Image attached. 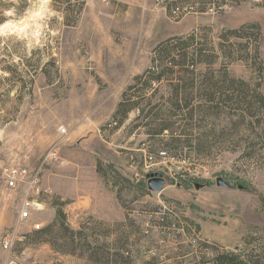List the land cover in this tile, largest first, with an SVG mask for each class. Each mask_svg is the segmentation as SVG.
I'll return each mask as SVG.
<instances>
[{
	"label": "rangeland",
	"instance_id": "obj_1",
	"mask_svg": "<svg viewBox=\"0 0 264 264\" xmlns=\"http://www.w3.org/2000/svg\"><path fill=\"white\" fill-rule=\"evenodd\" d=\"M152 1L159 4L156 10H148L153 20L158 9L164 8L168 16L170 11L171 37H200L201 41L217 45L226 31L260 25L263 40L253 45L259 46L264 60V4L261 0H230L221 11L203 13L197 10L198 2L176 3L171 9V2ZM5 2L9 5L7 11L15 10V15L7 20H19L25 9L33 4L39 6L45 0ZM94 4L97 0H50L42 11L39 7L32 8L33 12L41 11L43 19L39 16L30 19L24 33L17 32L15 25L0 32V264H95L89 258L88 243L95 248L93 257L97 259L104 258L109 251L118 253L117 264H189L193 254H187L199 251L200 244L236 250L241 248L246 235L264 236V162L250 163L241 156L248 151L245 139L249 137L241 125H232L221 117L207 119L197 122L199 127L187 132L193 134L192 139L183 136L175 142L167 137L169 135L162 136L160 141H149L148 129H137V124L133 123L137 111L118 125L117 103L127 86L133 83L135 72L147 64L141 57L148 58L151 64L149 59L158 40L145 37L143 41L138 37L143 30L150 32V27L134 24V17L129 20L120 17L114 28L109 23L110 16L103 13L100 14L102 21L94 22L101 33L95 34L89 28V19L86 26H82L81 21L86 10L88 12ZM49 8L60 12L62 20L49 18ZM37 32L39 37H35ZM76 52L83 56L85 71L74 75L64 71L59 74L60 68L68 71L79 65ZM52 60L55 64L50 62ZM96 63L98 67L94 66ZM43 65L54 86L46 88L47 83L43 82L42 89H24L21 79L25 77L33 82L35 68ZM225 65L227 61L220 59L215 68ZM205 69L206 65L198 67L200 71ZM228 70L232 77L249 82L251 87L261 83L259 91L264 94L263 80L246 62H233ZM155 88L159 90L154 92ZM145 93L146 99L156 102L162 96L168 98L171 90L165 84L152 85ZM193 93L196 95L192 96L198 95ZM199 103L196 97L193 105ZM175 121V135H183L185 123L181 118ZM84 123L100 130L117 124L113 126L115 129L109 128L112 131L108 140L113 142L112 149L122 153V166L107 163L102 157L97 166L102 163L109 171L107 178L120 184L118 202L123 217L104 221L84 213L78 219L80 226L74 227L72 212L78 210L73 208L71 201H62L52 195L42 197V202L49 205L32 213L31 224L41 223L44 227L51 224L56 212L49 223L43 216H47L57 201L66 215V226L76 231L88 228L85 233L90 237L88 240L85 236L83 240L77 238L79 246L75 254H61L52 250L46 241H35L33 229L27 233L32 236L28 240L19 232L15 233L18 227L21 233L28 231L25 227L30 223L20 219L25 196L8 187L7 176L12 169L38 167L53 147L59 150L65 138L60 129L65 128L71 135ZM53 135L58 137L57 143L42 148L34 167L15 163L16 153L28 151L29 157L37 155L34 153L36 138ZM162 143L169 144L167 147L172 150L169 154L162 155V148L155 149ZM149 156L153 157L152 162L148 161ZM54 162L45 167L42 183ZM149 174L164 176L165 186L161 192L148 189ZM84 178L94 184V170H89ZM105 203L108 213L114 214V202L110 197L105 198ZM187 219L200 229L186 222ZM12 223L15 224L10 225ZM107 231L112 234L110 238L105 236ZM6 237L12 240L10 249L3 247ZM55 237L56 247H66L68 241L64 233L57 230Z\"/></svg>",
	"mask_w": 264,
	"mask_h": 264
},
{
	"label": "trees",
	"instance_id": "obj_2",
	"mask_svg": "<svg viewBox=\"0 0 264 264\" xmlns=\"http://www.w3.org/2000/svg\"><path fill=\"white\" fill-rule=\"evenodd\" d=\"M166 1L171 2V9L176 3L192 4L198 2L200 7L197 10L203 13L211 10L221 11L230 0ZM261 1L264 4V0ZM8 8L9 5L5 0H0V24L7 20L4 13ZM169 16H171L170 11ZM199 38L170 37L156 45L152 51L150 67L142 74L135 76L133 83L127 86L122 94L115 114L116 117H120L118 125L121 126L129 119L130 114L137 111L138 115L133 123L137 124V129L141 127L148 129L146 135L149 141H160L164 138L162 136L169 135L167 137L175 142L180 141L183 136L192 139L193 134L187 132L199 127L197 122L221 117L232 125H241L244 128L243 132L249 134V137L245 139L248 151H244L241 156L250 163L264 162V94L259 91L262 84L257 83L255 87H251L249 82L232 77L228 70L229 64L243 61L264 82V60L260 56L259 46L253 45L263 40L261 26L251 24L226 31L219 37L217 45L208 43L207 40L201 41ZM220 59H225L227 65L216 69L215 65L219 63ZM50 62L55 64V60ZM201 65H206L207 69L198 70ZM42 67L44 69L46 65ZM39 68H35L34 71L39 70ZM21 81L23 88L30 91L33 82L27 81L25 77ZM163 84L171 90L168 98L162 96L156 102L152 98L146 99L147 94L145 92L152 85L161 86ZM153 90L157 92L159 88ZM193 92L198 93V95L192 96L196 95ZM196 97L200 103L193 105V100H196ZM178 118H181L186 126L184 134L180 136L175 135L174 131L175 120ZM113 126L109 124L105 129L112 131L117 124ZM167 146L169 144L162 143L161 147L155 149L162 148L163 151L161 152L167 155L172 151ZM97 171L106 182L114 186L117 198L120 200V184L114 179L107 178L109 171L103 168L102 163H98ZM242 187L247 188L246 186ZM58 205L55 201L53 205L56 209L55 220L42 230L35 231L33 237L35 241H46L56 252L75 254L79 246L77 238L83 240V236H85L88 240L90 237L89 233H85L88 228L82 227L76 231L66 226V215ZM186 222L193 224L197 230L200 229V226L194 224L193 221L187 219ZM57 230L64 233L68 241L63 249L55 245ZM110 233L107 231L105 236L110 238L112 236ZM23 237L28 240L32 236L26 234ZM207 244H200L199 251H191L187 254V256L193 254L189 264H264L263 235L257 233L246 235L242 240L241 248L236 250ZM25 245L27 246L29 243L25 242ZM69 246L72 249H68ZM92 246L91 243L86 244V248L90 252L89 258L93 263L117 264L120 258L118 253L113 254L109 251L104 258L97 259L93 257L96 253L93 254L95 248Z\"/></svg>",
	"mask_w": 264,
	"mask_h": 264
},
{
	"label": "crops",
	"instance_id": "obj_3",
	"mask_svg": "<svg viewBox=\"0 0 264 264\" xmlns=\"http://www.w3.org/2000/svg\"><path fill=\"white\" fill-rule=\"evenodd\" d=\"M156 7H159V4L153 2L152 0H97V4H94L93 7L89 8L88 12L83 14L84 18H82V26L87 23L89 19V24L91 31L95 34L101 33V29L98 25H95L94 22H101L102 17L100 14L110 16L111 20H109L110 25H114V28L117 26V22L119 18L122 17L124 20H129L130 17H134V24L136 25H147L150 27V32H143L138 37H141L143 41L145 37H151L150 40H158L157 44L170 38V17L166 13L164 8L158 9V15L154 18L148 15V10H156ZM137 11V12H136ZM86 15V17H85ZM91 17V18H88ZM151 19V20H150ZM85 24L84 26H86ZM101 25V24H100ZM151 41V42H152ZM76 57L78 56L79 65H74L69 68V70L59 69V74H80L83 73L86 69L84 62L81 60L83 58L82 55H78L76 52ZM144 60L143 69L135 72V76L142 74L146 71L150 65L148 63V58L141 57ZM94 59H98L95 57ZM151 61V59H149ZM95 63V62H94ZM97 66V63L96 65ZM92 67V65L90 66ZM98 67V66H97ZM117 69V68H116ZM130 71L129 67L127 69ZM30 74V72H29ZM48 72L42 67L39 70L34 71L33 76V84L32 87L34 89L39 87L42 89L41 84L43 82L47 83L46 88H50L54 86V83L51 82L49 77L47 76ZM99 74V71H97ZM134 76V77H135ZM100 77V76H99ZM102 79V77H100ZM40 85V86H39ZM118 104V103H117ZM114 112V110L112 111ZM111 134V131L108 129L100 130L93 129L88 124H82L76 131H73L71 135L67 134L63 138L64 141H61L59 144L58 156L60 161L55 160L53 167L43 176L42 188L44 191L48 192L49 195L53 197H58L62 201H71L73 208L78 211L72 212L73 217V226L79 227L80 215L84 213H88L90 216L98 218L100 220H110L111 218H117L119 220L123 217V210L121 205L118 202L116 190L111 183L106 182L103 177H100V174L97 171V161L98 159L106 158L107 163H112L117 165H121L122 153L117 152L112 149L113 142L108 140V136ZM114 137V135L110 136ZM36 156L32 155L29 157L28 151L23 153L15 154V163L18 164H28L31 167L36 165V158L42 152V148L57 143L58 137L53 135L47 138H36ZM46 149V148H45ZM33 154V153H31ZM122 166V165H121ZM130 167H133V164H130ZM89 170H94L95 172V183L88 182L85 175L89 172ZM102 192V193H101ZM102 194V195H101ZM110 197V200L114 202V214L108 213L107 206L105 203V198ZM44 206H48V203L42 202ZM20 206V203L18 207ZM17 207V209H18ZM55 209L50 208L47 216H43L46 219V222H50L53 220L55 216ZM80 220V219H79ZM20 222V221H19ZM28 225L26 230L20 232V228L18 227L15 230V233L27 234L30 230L33 229V225ZM12 223L10 225H14ZM15 264V263H12Z\"/></svg>",
	"mask_w": 264,
	"mask_h": 264
},
{
	"label": "built area",
	"instance_id": "obj_4",
	"mask_svg": "<svg viewBox=\"0 0 264 264\" xmlns=\"http://www.w3.org/2000/svg\"><path fill=\"white\" fill-rule=\"evenodd\" d=\"M177 13V12H175ZM116 123H114V126ZM61 133L66 136L67 130L65 128L60 129ZM162 155L166 153L162 152ZM58 159V150L53 147L49 153H47L38 167L34 169L21 168L12 169L7 176V185L10 189L20 192L25 196L23 206L20 211V219L25 222H30L32 219V213L39 211L43 208L42 197L49 195L48 192L42 188V174L45 167L50 165L51 162ZM148 161L152 162L153 157L149 156ZM44 226L41 223L33 225L34 231L42 230ZM24 238V237H23ZM4 249H10L12 247V240L6 237L3 241Z\"/></svg>",
	"mask_w": 264,
	"mask_h": 264
},
{
	"label": "clouds",
	"instance_id": "obj_5",
	"mask_svg": "<svg viewBox=\"0 0 264 264\" xmlns=\"http://www.w3.org/2000/svg\"><path fill=\"white\" fill-rule=\"evenodd\" d=\"M50 3V0H45V3L37 6L35 4H33L30 8L25 9L24 15L19 19V20H6L4 22L3 25H0V28L2 29H10L12 26L15 25L17 32L19 33H24L26 31V29L29 27L28 21L30 19H34L35 17H40L41 19H43V16L41 15V11L47 7V4ZM35 7H39L41 9V11H36L33 12L32 8ZM4 15L6 17H13L15 15V10H8L4 13ZM48 17L52 18L55 17L57 19V21H61L62 20V14L60 12L55 11L54 9H48ZM13 35L17 34L16 32L12 33ZM40 33L37 32L35 34V37H39ZM34 37V39H35Z\"/></svg>",
	"mask_w": 264,
	"mask_h": 264
},
{
	"label": "water",
	"instance_id": "obj_6",
	"mask_svg": "<svg viewBox=\"0 0 264 264\" xmlns=\"http://www.w3.org/2000/svg\"><path fill=\"white\" fill-rule=\"evenodd\" d=\"M148 189L152 192H161L165 186V179L162 174H149Z\"/></svg>",
	"mask_w": 264,
	"mask_h": 264
},
{
	"label": "bare ground",
	"instance_id": "obj_7",
	"mask_svg": "<svg viewBox=\"0 0 264 264\" xmlns=\"http://www.w3.org/2000/svg\"><path fill=\"white\" fill-rule=\"evenodd\" d=\"M5 29L0 28V32H3Z\"/></svg>",
	"mask_w": 264,
	"mask_h": 264
}]
</instances>
